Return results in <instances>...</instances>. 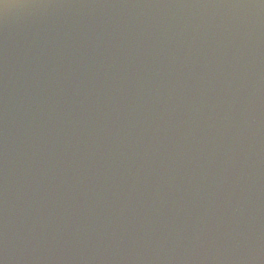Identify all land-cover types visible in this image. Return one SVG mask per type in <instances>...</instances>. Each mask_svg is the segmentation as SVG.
<instances>
[{
    "label": "water",
    "instance_id": "95a60500",
    "mask_svg": "<svg viewBox=\"0 0 264 264\" xmlns=\"http://www.w3.org/2000/svg\"><path fill=\"white\" fill-rule=\"evenodd\" d=\"M0 264H264V0H0Z\"/></svg>",
    "mask_w": 264,
    "mask_h": 264
}]
</instances>
